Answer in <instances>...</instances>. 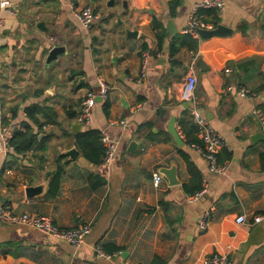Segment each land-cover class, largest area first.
<instances>
[{"label": "crops", "instance_id": "obj_1", "mask_svg": "<svg viewBox=\"0 0 264 264\" xmlns=\"http://www.w3.org/2000/svg\"><path fill=\"white\" fill-rule=\"evenodd\" d=\"M6 1L0 122H19L17 132L28 135L21 145L30 140L31 147L0 154V209L47 215L61 229L89 223L91 231L75 247L26 224L0 220V264H203L218 252L227 253L230 264H264V132L254 112L264 114V0H223L218 22L233 35L193 36L195 47L183 36L198 0H128L126 8L123 0ZM72 3L90 5L98 19L83 26ZM213 17L205 12V20ZM154 18L160 27L152 25ZM126 26L138 36L128 40ZM241 26L248 38L236 47ZM57 45L66 52L47 64ZM192 68L196 99L228 143L218 154L227 164L224 174L210 172L199 148L203 140L191 129L196 124L189 102L181 97ZM99 79L111 86L109 96L94 106L91 127L74 131L81 97L87 91L100 97ZM230 83L252 94L229 92ZM172 118L178 141L170 131ZM87 130L105 131L117 142L111 163L102 161L101 143L81 142ZM74 145L77 158L63 153ZM171 167L176 184L161 171ZM154 172L164 175L158 187ZM204 183L205 194L190 201ZM37 185L42 191L27 197L26 188ZM206 212L208 229L201 231ZM240 215L245 222L237 221ZM256 215H262L259 222L253 221ZM95 245L116 255L104 259Z\"/></svg>", "mask_w": 264, "mask_h": 264}, {"label": "built area", "instance_id": "obj_2", "mask_svg": "<svg viewBox=\"0 0 264 264\" xmlns=\"http://www.w3.org/2000/svg\"><path fill=\"white\" fill-rule=\"evenodd\" d=\"M8 3L6 0H0V34L5 25V19L3 17V12L8 10ZM223 0H198L194 3L187 20L184 33L190 34L194 37H198V27L211 29L215 25L204 19V11L214 10L218 16L224 11ZM72 13L76 19L85 27H89L98 19V13L90 6L79 7L74 3L71 4ZM147 53L144 54L141 78L146 75ZM229 69L228 72H231ZM197 77L194 68L190 70L187 74L185 81L183 83L181 97L184 101L190 103V110L192 118L197 125L198 132L203 140V146L199 147L202 149L204 155L209 162V170L215 174H224L227 170L226 163H220L218 160V154L221 150L228 148V143L226 138L218 133L210 120L207 118L201 106L196 99ZM100 93L99 96L102 100H106L109 96L111 86L99 79ZM226 90L229 92H234L242 97H248L252 94L251 89L230 83L227 85ZM97 103V96L92 91H87L80 101V112L76 117L77 123L84 128H90L93 122V108ZM259 118L263 132H264V114L261 111H254ZM21 125L17 121L0 122V154L4 157L9 156L14 151L13 139L16 132L20 129ZM101 142L105 147V153L103 156V162L109 164L112 162L117 151V142L112 139L105 131H101ZM164 179V175L159 172L153 173V182L156 187H158ZM207 191L206 183L203 184L202 189L198 190L194 194L189 195L190 201L199 200ZM209 212L202 215L199 221V226L201 231H206L209 225ZM262 219V215H256L253 218L254 222H259ZM0 220L5 223H19L31 226L45 234L53 235L59 239L68 241L75 247H80L86 243V238L91 231V225L89 223L81 224L75 228L71 229H61L59 228L51 217L38 213H23L15 214L9 206H3L0 209ZM238 222H245V215H240L237 217ZM95 251L98 256L104 259H111L116 253H108L102 245H95ZM203 264H230V258L227 253H215L209 257H206Z\"/></svg>", "mask_w": 264, "mask_h": 264}, {"label": "water", "instance_id": "obj_3", "mask_svg": "<svg viewBox=\"0 0 264 264\" xmlns=\"http://www.w3.org/2000/svg\"><path fill=\"white\" fill-rule=\"evenodd\" d=\"M114 2V0L110 1V4H112ZM124 3V7L126 8V4L128 3V0H123ZM43 22L39 23V27L42 28ZM173 25L172 22L169 21L168 23V31L170 34H174L176 31H172ZM199 37L203 40H207L213 37H227V36H232L234 31L231 27H229L228 25L219 23L217 24L214 28L211 29H207V28H202V27H198L197 28ZM125 32H126V37L129 40L132 37H137L139 34V31L137 29H131L128 26L125 27ZM61 52H66V47L64 45H57L54 46L47 58H46V63L50 64L51 61L58 59L59 54ZM101 97L97 98V101H100ZM190 107V103H188ZM80 112V111H79ZM81 125L79 123H75L73 125V130L77 131L78 129H80ZM170 131L172 133V135L175 137V139L178 141L179 140V134L176 131L175 128V118H172L171 120V128ZM134 145H136V143H132L131 147H134ZM66 155H69L71 158H77V156L79 155V151L76 147V145L72 146L70 149L66 150L63 152ZM161 171L166 175V177L169 179L171 184H176L178 183V179L176 178V168L175 167H171V168H163L161 169ZM43 189V185H37V186H28L26 188V195L27 197H32L38 193H40Z\"/></svg>", "mask_w": 264, "mask_h": 264}, {"label": "trees", "instance_id": "obj_4", "mask_svg": "<svg viewBox=\"0 0 264 264\" xmlns=\"http://www.w3.org/2000/svg\"><path fill=\"white\" fill-rule=\"evenodd\" d=\"M205 12H209V13H212V15H214V21L213 24L216 26L217 24H219L218 22V16L216 14V12L214 10H208V11H204ZM152 25L156 28L160 27V23L154 18L153 22H152ZM247 27L245 26H241L239 27L238 29V33L234 36V40L236 42V47L237 45L243 43V39L245 37L248 38V35H247ZM183 38H186V39H190L192 42H193V45L191 47H195V45H197V42L194 40V37L190 34H186L183 36ZM262 42V44H261ZM260 44H261V47H264V38H262L260 40ZM260 47V48H261ZM195 126V125H194ZM191 129L194 130V131H198V128H197V125L195 127L192 126L191 124ZM24 139H28V135L19 131V132H16L15 134V137L13 139V145H14V148H15V151L17 152H21L22 150H25V149H28L31 147L30 145V140L28 141L27 145L26 146H23L21 145L22 142H24L25 140ZM90 139H94V143H101L102 147V161H103V156H104V153H105V147L103 145V143L101 142V131H95V130H87L82 136H81V142L83 144H87V141H89ZM190 140V139H189ZM192 141V140H190ZM59 175H60V172L59 170L56 171V173H54V176L51 180V192L53 194H55L57 192V188L59 186ZM53 186L55 187L56 186V189L53 188ZM203 185H200L198 186L197 190H195L193 193L191 194H194L195 192H197L198 190L202 189ZM190 194V195H191ZM106 250V249H105ZM108 253H114V252H110L108 250H106Z\"/></svg>", "mask_w": 264, "mask_h": 264}]
</instances>
